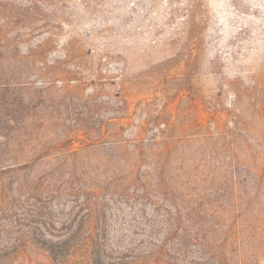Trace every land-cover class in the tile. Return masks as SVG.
Wrapping results in <instances>:
<instances>
[{
	"label": "rangeland",
	"instance_id": "rangeland-1",
	"mask_svg": "<svg viewBox=\"0 0 264 264\" xmlns=\"http://www.w3.org/2000/svg\"><path fill=\"white\" fill-rule=\"evenodd\" d=\"M0 264H264V0H0Z\"/></svg>",
	"mask_w": 264,
	"mask_h": 264
},
{
	"label": "trees",
	"instance_id": "trees-1",
	"mask_svg": "<svg viewBox=\"0 0 264 264\" xmlns=\"http://www.w3.org/2000/svg\"><path fill=\"white\" fill-rule=\"evenodd\" d=\"M176 12H178L179 14H183L185 16V18L187 19H191L193 17V13L194 11L192 10V8L188 7V5L186 6L185 9L179 10V9H175ZM181 12V13H180ZM201 19H204V17H201ZM205 20V19H204Z\"/></svg>",
	"mask_w": 264,
	"mask_h": 264
}]
</instances>
